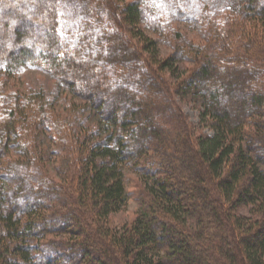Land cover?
I'll return each mask as SVG.
<instances>
[{
	"label": "trees",
	"instance_id": "16d2710c",
	"mask_svg": "<svg viewBox=\"0 0 264 264\" xmlns=\"http://www.w3.org/2000/svg\"><path fill=\"white\" fill-rule=\"evenodd\" d=\"M26 66L73 99L0 83V264H264V0H0V76Z\"/></svg>",
	"mask_w": 264,
	"mask_h": 264
},
{
	"label": "rangeland",
	"instance_id": "374dc122",
	"mask_svg": "<svg viewBox=\"0 0 264 264\" xmlns=\"http://www.w3.org/2000/svg\"><path fill=\"white\" fill-rule=\"evenodd\" d=\"M175 25L176 27H184V25H186V29L188 28L187 24H184L180 21H178L177 24H172L171 27L176 28ZM141 27L144 28L148 35L156 37L148 27L144 26L143 23L141 24ZM171 27H168L167 29H172ZM164 31H166V28ZM158 46L161 57H165L171 53L172 47L168 42L160 43ZM0 83L1 86L5 87L7 91H9L10 88L19 89L22 92L44 90L46 93L53 96H57L61 92L63 93V96H59H61V98H65L64 96H67V102L73 99V96L69 91L60 88L57 84V81L40 67L26 66L21 70V72H19L17 75H14L13 77L0 76ZM173 102L175 105H171V107H173L175 113L180 112L182 114L180 116L187 120L190 127L195 128L201 133H211L210 130L204 129L200 123V106L196 103V101H194L193 98H180L179 96L174 95ZM90 113H92V111H90ZM54 162L55 160H52L48 163L49 170L51 174L53 173L56 178H59L60 176L56 171L57 168ZM125 179L129 200L123 209L111 215V224L117 229H122L123 226L129 225L134 221L138 212L140 211L141 200L144 197V188L141 178L132 168L129 167L125 169ZM241 213L249 215V208L241 210Z\"/></svg>",
	"mask_w": 264,
	"mask_h": 264
}]
</instances>
